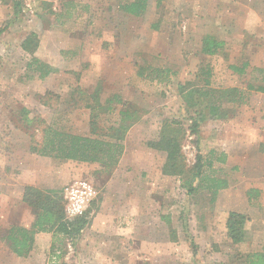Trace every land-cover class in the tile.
Returning a JSON list of instances; mask_svg holds the SVG:
<instances>
[{
  "label": "rangeland",
  "instance_id": "rangeland-1",
  "mask_svg": "<svg viewBox=\"0 0 264 264\" xmlns=\"http://www.w3.org/2000/svg\"><path fill=\"white\" fill-rule=\"evenodd\" d=\"M119 3L0 0V264H245L248 254L264 253V96L257 91L264 87V0H149L138 18L122 13ZM30 33L39 44L28 55L20 44ZM206 37L224 42L212 57L201 53ZM33 58L52 73L40 79ZM243 63L248 68L242 76L229 69ZM207 68L212 89H236L242 102L222 98V119L236 117L230 122L213 123L205 111L196 145L178 85L201 86L195 76ZM156 69L167 70L168 81L148 77ZM76 87L90 94L98 90L102 104L118 95L138 117L109 174H99L98 164L40 157L30 150L41 139L40 122L91 136L89 110L77 108L71 97ZM23 110L34 120L30 124L23 122ZM98 118L102 130L116 120L113 114ZM164 120L182 124L188 167L196 154L202 157L201 187L190 196L180 178L161 175L165 154L146 146ZM225 141L233 144L229 160L219 147ZM214 179L226 181L221 190L229 188L237 205L247 191L259 193L248 201L255 216L244 214L246 242L233 245L227 237L228 211L210 203ZM81 181L92 185L96 197L90 224L74 246L67 240L56 244L62 258L55 261L49 258L55 239L39 233L28 257L15 256L6 240L9 230H29L34 222L22 203L24 187L63 191ZM104 196L109 197L102 207Z\"/></svg>",
  "mask_w": 264,
  "mask_h": 264
},
{
  "label": "trees",
  "instance_id": "trees-1",
  "mask_svg": "<svg viewBox=\"0 0 264 264\" xmlns=\"http://www.w3.org/2000/svg\"><path fill=\"white\" fill-rule=\"evenodd\" d=\"M119 10L129 16L138 18L143 16L148 7L149 0H119ZM17 5V4H16ZM3 32L0 29V34ZM38 37L35 33L28 34L21 42L20 47L23 52L31 55L38 48ZM223 43L212 37H206L202 41V54L206 56H214L219 52ZM34 70L39 73V78L44 79L52 73V69L33 58L32 63ZM31 64L28 66L30 67ZM248 68L247 63L241 66H229L234 73L242 76ZM142 72V71H141ZM138 72V76H143ZM211 70H201L196 74L195 79L202 85L192 84L191 87L179 84V95L183 96L184 105L181 109L188 115V131L194 136V143L198 145V132L200 125L206 119V113L210 119L221 118V100L224 97H238L242 102V95L236 89L228 91H220L212 89L210 86ZM155 74L158 83L168 81L167 70H152L148 75L150 77ZM264 80V78H263ZM252 88H249L251 90ZM258 92L263 93L264 87H259ZM100 92L86 93L79 87H76L71 94L77 108L88 109L90 113L91 136L75 135L60 130H55L45 123L40 122L41 139L38 143L30 146L32 153L40 157L58 159L60 161H72L83 164H98L100 166V174H109L120 161L124 153V139L129 129L138 121L132 112H129L118 95H112L102 104L99 98ZM115 105H120L116 109ZM115 115L114 124L105 126L102 130L98 126L99 114ZM27 111H22V118L25 124H30L34 120L27 117ZM185 139V130L182 124L175 120H164L159 126V131L155 140L148 141L146 146L156 152L165 154V160L161 167L164 176L180 178L181 186L185 189V193L190 196L198 190V183L201 182L203 173V162L200 154H196L195 163L188 167L186 165L185 156L182 152V143ZM197 183V184H196ZM197 185V186H196ZM226 186V181L221 179L211 180V199L213 203L219 190ZM201 187V186H200ZM199 187V188H200ZM62 190H43L33 186H26L23 189L22 203L26 205L34 214V222L30 229L22 227H12L6 237L10 249L15 256L19 258L28 257L33 249L34 236L39 233H49L52 235L53 243L50 246L49 258L61 260V250L56 246L67 240L72 246L79 238L82 231L90 224L89 215L92 210L94 201L82 216L73 220H66L64 215V201ZM256 190H249L246 193L247 201H251L258 197ZM169 224V220L165 221ZM249 218L240 213L228 212L225 221L226 235L233 245L246 242L247 230L246 223ZM183 230L188 235V228L183 226ZM189 244L193 248V243L189 239ZM245 264H264V253L253 252L247 255Z\"/></svg>",
  "mask_w": 264,
  "mask_h": 264
},
{
  "label": "built area",
  "instance_id": "built-area-1",
  "mask_svg": "<svg viewBox=\"0 0 264 264\" xmlns=\"http://www.w3.org/2000/svg\"><path fill=\"white\" fill-rule=\"evenodd\" d=\"M64 215L66 220L82 216L96 197L92 185L86 181L75 182L64 188Z\"/></svg>",
  "mask_w": 264,
  "mask_h": 264
},
{
  "label": "crops",
  "instance_id": "crops-1",
  "mask_svg": "<svg viewBox=\"0 0 264 264\" xmlns=\"http://www.w3.org/2000/svg\"><path fill=\"white\" fill-rule=\"evenodd\" d=\"M224 43V42H223ZM202 53V52H201ZM204 55V54H203ZM216 55V54H215ZM209 57H212V56H209ZM263 96H264V94L263 93H261ZM210 119V118H209ZM222 119V117L221 118H219V119H210V121L211 122H213V123H215V121L216 122H220V120ZM236 119V117H233V116H228L227 118H223L222 120H221V122H225V121H234ZM138 122V121H137ZM136 124V123H135ZM135 124H133V126L135 125ZM132 126V127H133ZM223 126H226V124H223ZM130 130V129H129ZM222 131H223V129H222ZM238 138H241V137H238ZM240 140V139H239ZM242 140V139H241ZM241 144H243V142H240ZM233 144L232 143H229L228 141H225L224 143L222 142V144L220 143L219 144V147L221 148V150L222 151H225V153L228 155V160L230 159V156H229V154H230V152H229V149L231 148V146H232ZM223 146L224 147H226V149H223ZM148 148V147H147ZM243 150V149H242ZM240 152V151H239ZM238 161L237 162H239V157H237L236 158ZM227 160V161H228ZM100 170V169H99ZM98 170V171H99ZM100 174V173H99ZM253 174V173H252ZM161 175H163L162 173H161ZM164 176V175H163ZM111 177V176H110ZM112 180H111V178H109V180H108V182L110 183ZM247 182V181H246ZM249 182V181H248ZM252 182V181H251ZM28 185H31V184H28ZM65 185V183L64 184H62L60 187H63ZM109 185V184H108ZM110 187V186H109ZM229 190V188L228 189H225V190H221L219 193H218V195L216 196V199H215V201H214V203H213V206L215 205L218 209H220V210H223V211H228V212H235V213H240V214H245V213H249V211H251V216H255V212H253L252 211V208L251 207H249V205H248V201H247V199H245L246 197L245 196H243L244 197V199L245 200H241V202L237 205V202H236V200L234 199V197L235 196H233L234 194H232L231 192L229 193V192H227ZM104 197H106V200L108 199V197L109 196H104ZM239 197V196H238ZM259 197V196H258ZM106 200H104L103 201V204H102V207L108 202V200L106 201ZM136 213V212H135ZM134 213V214H135ZM133 214V215H134ZM133 217V216H132ZM127 231H130V230H128L127 229Z\"/></svg>",
  "mask_w": 264,
  "mask_h": 264
}]
</instances>
